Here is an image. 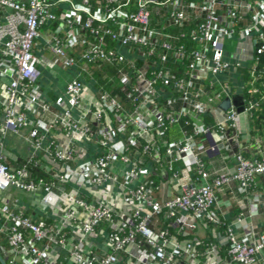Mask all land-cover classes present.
Instances as JSON below:
<instances>
[{
    "label": "built area",
    "instance_id": "2783aa9c",
    "mask_svg": "<svg viewBox=\"0 0 264 264\" xmlns=\"http://www.w3.org/2000/svg\"><path fill=\"white\" fill-rule=\"evenodd\" d=\"M46 27L53 64L74 70L58 109L35 53ZM248 38L258 65L264 0H0V264H261L264 222L247 218L264 150L249 159L229 135L259 103L220 108L224 42ZM9 134L29 148L17 169ZM228 190L250 205L230 221Z\"/></svg>",
    "mask_w": 264,
    "mask_h": 264
},
{
    "label": "crops",
    "instance_id": "0c3cea01",
    "mask_svg": "<svg viewBox=\"0 0 264 264\" xmlns=\"http://www.w3.org/2000/svg\"><path fill=\"white\" fill-rule=\"evenodd\" d=\"M21 2H27L28 0H20ZM253 0H237L238 4L251 5ZM251 13L246 9L242 8L240 11V21L238 22V28L245 27L249 24V18ZM50 30L48 27L45 28V33L43 36L36 41L35 53L40 59L39 68L42 72L41 83L43 87L44 94L47 96L48 101L54 105L55 109H58L56 105L59 98L63 97L64 88L66 83L72 78L74 74L73 69H67L62 66V69L66 72L68 79H63L56 76L52 70L55 66L52 62V55L49 50V43L51 42ZM230 44L234 46V49H227L226 45ZM224 54L226 60L230 63L229 70L224 74V82L228 86L227 94L223 95L221 98V103L226 99H231L234 96L242 95L243 96V109L245 100H252L245 96L246 91L245 87L250 84L252 81L250 75V69L252 67L258 66L259 72L255 87L259 92L255 94L254 99L257 100L254 102L259 103V108L254 110L252 115L242 114L238 118V126L236 129H229V135L236 138L235 143L233 144L235 151H244V154L249 159H254L259 157L261 150H264V104H261V101H264V66L261 69L262 57L261 55L259 64L257 65L255 61L256 51L255 44H253L250 38L245 39L241 42L237 40H226L224 42ZM57 67V66H56ZM260 99V101L258 100ZM220 103V104H221ZM263 103V102H262ZM231 108H235L233 105ZM229 108V109H231ZM222 109V108H221ZM228 109V110H229ZM223 110V109H222ZM227 110V111H228ZM224 111V110H223ZM243 112V111H242ZM241 112V113H242ZM260 117V124L256 123V120ZM205 121L207 123H212L213 118L210 113L205 116ZM57 133V132H55ZM178 135L176 131H173L172 135ZM58 135L51 136L48 140H55L58 142ZM259 145L261 148H256L255 146ZM7 150L8 156H6L5 161L11 169H17L21 167L26 162V157L29 152L27 145H24L17 137L13 134H9V139H7ZM207 161L212 165L213 170L217 172H232L234 170V164L231 163L225 155H214L208 157ZM33 175L44 176L45 174L37 169H31ZM167 185V184H166ZM164 186V189L159 194L161 198H167V193L170 191L169 187ZM236 184H234V187ZM255 192H260L262 194V202L260 204V213L255 218H247L250 223L253 224L257 230L261 232L262 224L264 222V176H258L256 183L253 186ZM25 200L23 194L15 193ZM225 203H229V207H223V212L226 215L227 219L230 221L235 218L242 211L248 209L249 203L244 202L242 197L236 193V191L230 194L228 190V196L222 198ZM27 202V199H26ZM25 203V202H22ZM29 205V203H27ZM250 206V205H249ZM261 264H264V253L260 256Z\"/></svg>",
    "mask_w": 264,
    "mask_h": 264
},
{
    "label": "water",
    "instance_id": "95a60500",
    "mask_svg": "<svg viewBox=\"0 0 264 264\" xmlns=\"http://www.w3.org/2000/svg\"><path fill=\"white\" fill-rule=\"evenodd\" d=\"M264 71V69H263ZM243 96L242 95H237L234 96L231 99H226L220 104V108H222L224 111H227L231 106L233 105L234 107L237 108V111L241 113L243 111Z\"/></svg>",
    "mask_w": 264,
    "mask_h": 264
},
{
    "label": "rangeland",
    "instance_id": "374dc122",
    "mask_svg": "<svg viewBox=\"0 0 264 264\" xmlns=\"http://www.w3.org/2000/svg\"><path fill=\"white\" fill-rule=\"evenodd\" d=\"M227 49H234V46L233 45H230V44H228L227 43V45H226V50ZM57 65H55L53 68V70H52V72L56 75V76H58V77H60V78H62V80L64 79H68V77H67V75H66V72L64 71V69H62L61 67H56ZM104 72H110V70L107 68V67H104L103 69H102V71H99L98 73H100V74H102V73H104Z\"/></svg>",
    "mask_w": 264,
    "mask_h": 264
},
{
    "label": "trees",
    "instance_id": "16d2710c",
    "mask_svg": "<svg viewBox=\"0 0 264 264\" xmlns=\"http://www.w3.org/2000/svg\"><path fill=\"white\" fill-rule=\"evenodd\" d=\"M263 66H264V56L262 57V62H261V66H260L261 69H262ZM247 95H249V94H246L245 96L247 97ZM254 97H255V95H249L250 99H252L253 101H256L258 97L256 99H254ZM258 100L260 101V99H258ZM260 103L264 104V101H261ZM256 123L260 124V117L256 120Z\"/></svg>",
    "mask_w": 264,
    "mask_h": 264
}]
</instances>
